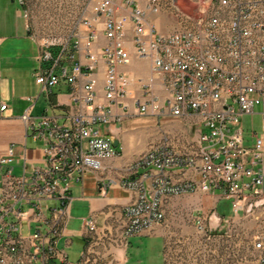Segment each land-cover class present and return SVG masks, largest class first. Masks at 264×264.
Segmentation results:
<instances>
[{
    "label": "built area",
    "instance_id": "2783aa9c",
    "mask_svg": "<svg viewBox=\"0 0 264 264\" xmlns=\"http://www.w3.org/2000/svg\"><path fill=\"white\" fill-rule=\"evenodd\" d=\"M65 2L69 34L39 40L34 79L44 94L67 84L72 104L65 123L22 115L43 143L41 165L23 163L15 173L14 147L0 156V264H109L95 245L122 248L164 224L163 204L172 197L221 193L237 211L249 197L264 195V0ZM169 16L176 23L163 32ZM133 60L148 62L147 78L125 69ZM254 114L262 130L245 133L241 119ZM132 115L194 123L195 144L175 146L165 137L140 155L119 182L135 192L123 208L121 232L111 238L98 232L94 217L83 218L77 235L86 246L70 261L59 242H73L67 232L72 187L122 155L123 145L114 146L103 128ZM141 168L149 171L138 175ZM173 168L192 175L174 179ZM195 224L204 231L202 217Z\"/></svg>",
    "mask_w": 264,
    "mask_h": 264
},
{
    "label": "crops",
    "instance_id": "0c3cea01",
    "mask_svg": "<svg viewBox=\"0 0 264 264\" xmlns=\"http://www.w3.org/2000/svg\"><path fill=\"white\" fill-rule=\"evenodd\" d=\"M40 50L39 39L32 34L28 19L23 16V6L20 0H0V107L2 104L6 105L4 110L0 109V156L9 146H13L15 151L14 172L17 168V173L21 172L23 163L27 169L41 165L44 154L42 141L32 137L21 118L22 115L25 112L33 118L46 115L53 117L58 123H65L68 118L67 110L72 104L70 88L65 83H60L49 94L40 92L34 79V71L39 65ZM125 69L143 78H147L149 74L147 61L133 60ZM99 96L102 99V92ZM155 121L153 116L132 115L120 123L103 128V132L113 141L117 140L118 143L126 145L124 154L126 159L114 168L111 167L110 160H105L102 171L87 172L83 183L72 187V200L69 206L71 218L67 230L69 234L74 232V227L78 234V226L82 219L87 217H94L97 221L98 232L107 231L111 238L121 232L125 223L123 208L135 197L134 191L123 188L119 184L121 179L129 176V172L123 171L121 167L126 166L135 158L133 148H129V144L135 138L145 139L153 134L154 129L158 127L157 124L151 126L155 124ZM173 128L178 129L175 126ZM147 171L149 170L141 168L138 175ZM154 172L152 170L151 174ZM168 173L174 179H185L192 175L187 168H173L168 170ZM150 178L145 180V184H150ZM211 195L217 199V202L224 198L221 193ZM178 198L181 196L172 197L163 204L165 222L157 227L168 224L166 213L175 206ZM149 235L150 230L136 234L130 237L122 248H117L112 242L107 246L98 243L95 245V254L107 257L109 264H128L133 254L139 256L142 253L143 238ZM154 238L159 246L164 242L160 235ZM83 240L86 246V239L83 238ZM158 258L160 264H165L161 253ZM134 264H141V261L137 260Z\"/></svg>",
    "mask_w": 264,
    "mask_h": 264
},
{
    "label": "rangeland",
    "instance_id": "374dc122",
    "mask_svg": "<svg viewBox=\"0 0 264 264\" xmlns=\"http://www.w3.org/2000/svg\"><path fill=\"white\" fill-rule=\"evenodd\" d=\"M61 1L24 0L29 28L39 40L54 37L62 40L69 34L68 27L71 26V20L67 16V9L70 3ZM164 19L161 30L167 32L175 25L176 19L170 16ZM259 110V107L255 108V112ZM154 118L155 124L151 126L158 125L154 133L145 139L135 138L129 144L128 147L133 148L135 158L121 167L123 171L131 172L129 167L134 161L151 145L159 143L165 137L175 146L185 145L188 142L195 144L198 129L194 123L172 121L167 116L161 120ZM241 120L245 133L252 129L258 132L262 130L261 118L258 114L244 115ZM174 126L178 129H174ZM177 140L179 142H176ZM125 151L126 145L123 144L122 155L109 159L112 168L125 161ZM166 215L168 224L150 229V235L143 238L142 253L139 256L133 254L128 264H134L137 260H140L141 264H160L159 253L163 255L165 264H262L264 195L249 197L243 207L237 211L227 199L221 198L217 202L211 194L181 195ZM197 216L204 220V231H200L195 224ZM69 235L73 240L72 244L65 247V238H62L59 246L65 248L70 261H76L85 247V242L77 235L75 227L74 232ZM157 235L163 238L164 244L161 243L159 246L154 238ZM255 242H261L262 247L255 248Z\"/></svg>",
    "mask_w": 264,
    "mask_h": 264
},
{
    "label": "water",
    "instance_id": "95a60500",
    "mask_svg": "<svg viewBox=\"0 0 264 264\" xmlns=\"http://www.w3.org/2000/svg\"><path fill=\"white\" fill-rule=\"evenodd\" d=\"M117 145H118V141L114 140V146H117Z\"/></svg>",
    "mask_w": 264,
    "mask_h": 264
},
{
    "label": "trees",
    "instance_id": "16d2710c",
    "mask_svg": "<svg viewBox=\"0 0 264 264\" xmlns=\"http://www.w3.org/2000/svg\"><path fill=\"white\" fill-rule=\"evenodd\" d=\"M262 264H263V262H262Z\"/></svg>",
    "mask_w": 264,
    "mask_h": 264
}]
</instances>
